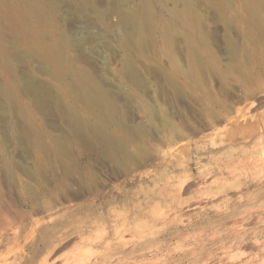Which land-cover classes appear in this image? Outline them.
<instances>
[{
    "label": "rangeland",
    "instance_id": "obj_1",
    "mask_svg": "<svg viewBox=\"0 0 264 264\" xmlns=\"http://www.w3.org/2000/svg\"><path fill=\"white\" fill-rule=\"evenodd\" d=\"M261 133L264 0H0V264H90L105 249L75 234L42 247L54 220L92 204L111 223L145 192L133 228L156 234L175 205L197 222L201 182L234 181L218 163L264 167V147L233 149ZM247 180L211 191L202 215L264 187ZM252 218L259 230L264 213Z\"/></svg>",
    "mask_w": 264,
    "mask_h": 264
},
{
    "label": "bare ground",
    "instance_id": "obj_2",
    "mask_svg": "<svg viewBox=\"0 0 264 264\" xmlns=\"http://www.w3.org/2000/svg\"><path fill=\"white\" fill-rule=\"evenodd\" d=\"M263 147L264 133H261L249 141L242 142L240 147L233 149H241L247 155ZM244 158L241 159L240 157L235 165L224 160L225 162L222 161L223 163H218L214 169H211L221 174L223 171L227 172L233 178V182H228V177L220 181L212 179L208 182H201L199 188L201 194L198 200L194 203L191 201V204L189 201L187 204L186 201L188 207L192 206L194 212L200 215L197 222L188 218L184 219L183 211L185 209L183 210V208L186 207L177 208L175 205V207H171L173 209L171 219L169 215L171 212L163 213L160 217L155 218V222L161 219L160 222L162 221L164 224L161 230L156 231V234L148 232L151 233L148 235L146 230L148 228L150 230V227L145 224L134 223L136 228H133L130 223L144 218L148 214L146 208L149 207L150 210L151 203L156 198L154 194L145 192L143 200H139L140 195H138L134 198L132 205L125 206L127 203H124L119 210L110 212L111 223L107 221L109 215L98 212L99 209L92 204L86 205L82 210L72 211L66 219L54 220L51 234L45 233L42 237V247L45 248L50 244L51 241L47 240L48 236H56L58 233L66 236L75 234L79 243L104 247L105 250L97 255L94 260H91L90 264H264V240H260V236L264 233V223L261 224L262 227L259 230H252V228L250 230L245 225L253 216L256 218L264 213L262 207L252 209L259 198L264 196V187L259 188L255 194L241 191L238 195L239 200L235 203L226 197V208L220 210L219 213L215 212L217 214L215 219L208 216L207 213L202 215L209 202L208 199L214 196V194H209L211 191L214 193L225 192L233 183L241 184L248 190L251 182L247 180V177L259 178L264 176V167L253 169V165L249 163L251 162L249 161L250 157ZM198 166L200 167L201 164L198 163ZM118 197L121 200L125 199L123 193L119 194ZM173 220L178 221V223L175 222L174 225L169 226L168 223ZM212 221L218 223L209 226ZM228 222H231L230 226H227ZM141 227L142 229H139ZM145 227L147 228L145 229ZM93 229L98 230L92 232ZM195 229L200 231L191 235L181 236L180 234ZM134 230L136 231L132 232ZM87 232L90 234L85 236ZM125 232H130L131 238L125 237ZM137 234L140 237L136 238ZM173 238H177L181 242V248L174 254L167 251L170 240ZM248 246L254 247L256 252L246 254L244 249Z\"/></svg>",
    "mask_w": 264,
    "mask_h": 264
}]
</instances>
